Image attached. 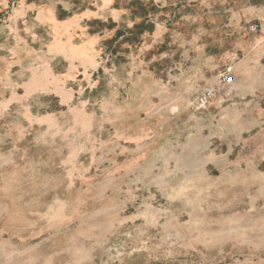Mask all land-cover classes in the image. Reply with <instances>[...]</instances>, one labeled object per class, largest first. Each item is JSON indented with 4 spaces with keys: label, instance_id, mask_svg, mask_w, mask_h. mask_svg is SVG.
<instances>
[{
    "label": "rangeland",
    "instance_id": "374dc122",
    "mask_svg": "<svg viewBox=\"0 0 264 264\" xmlns=\"http://www.w3.org/2000/svg\"><path fill=\"white\" fill-rule=\"evenodd\" d=\"M0 264H264V0H0Z\"/></svg>",
    "mask_w": 264,
    "mask_h": 264
},
{
    "label": "built area",
    "instance_id": "2783aa9c",
    "mask_svg": "<svg viewBox=\"0 0 264 264\" xmlns=\"http://www.w3.org/2000/svg\"><path fill=\"white\" fill-rule=\"evenodd\" d=\"M250 30L252 32H256L257 31V26L256 25H252L250 27ZM222 77V81L224 83H229L231 82L230 77L227 78L226 76H221ZM214 97V93L212 90H205L198 98H197V104L199 107H204L207 104H209V102L213 99Z\"/></svg>",
    "mask_w": 264,
    "mask_h": 264
}]
</instances>
